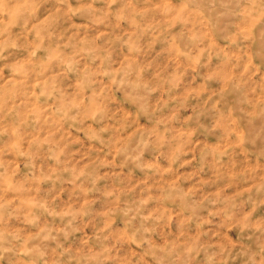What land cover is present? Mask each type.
Returning a JSON list of instances; mask_svg holds the SVG:
<instances>
[{
  "label": "clouds",
  "instance_id": "clouds-1",
  "mask_svg": "<svg viewBox=\"0 0 264 264\" xmlns=\"http://www.w3.org/2000/svg\"><path fill=\"white\" fill-rule=\"evenodd\" d=\"M0 264H264V0H0Z\"/></svg>",
  "mask_w": 264,
  "mask_h": 264
}]
</instances>
